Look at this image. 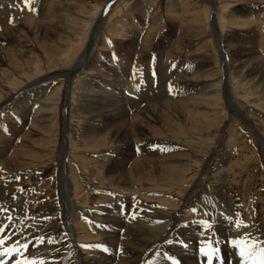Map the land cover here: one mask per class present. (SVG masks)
I'll use <instances>...</instances> for the list:
<instances>
[{
    "label": "rangeland",
    "instance_id": "obj_1",
    "mask_svg": "<svg viewBox=\"0 0 264 264\" xmlns=\"http://www.w3.org/2000/svg\"><path fill=\"white\" fill-rule=\"evenodd\" d=\"M262 76L264 0H0V212L17 233L33 221L51 264H99L117 248L98 240L101 215L167 212L141 264H184L159 246L181 218L264 208ZM213 248L212 264H234Z\"/></svg>",
    "mask_w": 264,
    "mask_h": 264
},
{
    "label": "bare ground",
    "instance_id": "obj_2",
    "mask_svg": "<svg viewBox=\"0 0 264 264\" xmlns=\"http://www.w3.org/2000/svg\"><path fill=\"white\" fill-rule=\"evenodd\" d=\"M143 14V13H142ZM101 17V15H100ZM101 22V18H98L91 30V46L84 55L83 60L79 62V67L83 69L85 65H87L88 60L90 59V50L91 47L93 46V43L96 41L95 40V34L98 30L99 23ZM218 31V30H217ZM220 31V30H219ZM97 38V37H96ZM219 39V38H218ZM223 42V41H222ZM223 46V45H222ZM94 51V49H93ZM95 54V53H94ZM226 55V54H225ZM14 60V59H13ZM92 60V59H91ZM15 62V61H14ZM77 66V67H78ZM258 67V66H257ZM256 67V69H257ZM90 69V68H89ZM260 69V68H259ZM71 71V70H70ZM75 71V70H74ZM65 73V72H64ZM261 71L259 72V74ZM262 74V73H261ZM257 75V74H256ZM60 76V75H59ZM57 76H54L53 78H56ZM257 77V76H256ZM259 77V76H258ZM257 77V78H258ZM264 77V76H262ZM259 79V78H258ZM45 80V79H43ZM50 80V79H48ZM69 80V79H68ZM52 80H50L51 82ZM37 82V80H36ZM41 83V82H40ZM47 83V82H46ZM31 84V83H30ZM44 84V83H42ZM129 84V83H128ZM39 85V84H38ZM130 86V85H129ZM26 88V87H25ZM227 95V94H226ZM228 98V97H227ZM231 98V97H230ZM230 100V99H229ZM233 103V102H232ZM103 106V105H102ZM233 106V105H232ZM104 107V106H103ZM111 108V107H110ZM152 108V107H151ZM231 109V108H230ZM115 114V113H113ZM48 116V115H47ZM50 117V116H49ZM42 120H38L39 122H44L45 121V114L41 115ZM48 118V117H47ZM127 119V118H126ZM53 120V119H52ZM120 120V119H117ZM48 121V120H47ZM54 121V120H53ZM184 121V120H183ZM50 122V121H49ZM56 122V121H55ZM251 123V120H250ZM53 124V123H52ZM252 124V123H251ZM250 124V125H251ZM49 125V124H48ZM122 125V124H121ZM125 125V124H124ZM51 126V125H50ZM49 126V127H50ZM42 127V126H41ZM47 127V126H46ZM174 128V127H173ZM46 129V128H45ZM36 130V129H35ZM38 130V129H37ZM47 131V130H46ZM43 132V131H42ZM181 132V131H180ZM40 133V132H39ZM36 135V134H35ZM43 138V137H42ZM41 138V139H42ZM174 138V137H173ZM45 141V140H44ZM35 140L32 142L35 144ZM43 142V141H42ZM31 144V143H30ZM48 144V142H47ZM31 146V145H30ZM78 146V145H77ZM23 147L26 149L27 146L26 144ZM32 147V146H31ZM34 147V146H33ZM37 148V147H36ZM30 149V147H29ZM35 149V148H34ZM38 150V149H37ZM36 150V151H37ZM44 151V150H43ZM20 152V151H19ZM35 152V151H34ZM31 149L29 154L27 153H20V156H22L24 161V164L30 165L32 161L28 164L27 162V157H29L31 154ZM5 154V153H4ZM35 154V153H34ZM16 155V154H15ZM40 153H38V156ZM46 155V154H45ZM31 157V156H30ZM32 158V157H31ZM144 158V157H143ZM6 159V158H5ZM18 159V158H17ZM35 159L36 156H35ZM40 157L37 159L39 160ZM131 159V156H129V160ZM4 160V158H3ZM33 160V159H32ZM144 160V159H143ZM187 160V159H186ZM29 161V160H28ZM2 163V161H1ZM135 163V162H134ZM156 163V162H155ZM8 164V163H7ZM11 165V164H9ZM13 165V163H12ZM139 165V164H138ZM35 166V165H34ZM137 166V165H136ZM151 166V165H150ZM13 167V166H12ZM9 166V168H12ZM15 167V165H14ZM13 167V168H14ZM141 167V166H140ZM19 169V167L17 166ZM151 168V167H150ZM149 168V169H150ZM164 168V167H163ZM138 167V171H139ZM175 169L176 168H172ZM164 170V169H163ZM161 172H164V171ZM189 170V169H188ZM121 171V170H120ZM174 172V170H172ZM172 171L170 173H172ZM106 172V171H105ZM133 172V171H132ZM137 172V171H136ZM3 173V172H2ZM24 173V172H23ZM131 174V173H129ZM142 174V171L139 172V175ZM135 175V174H134ZM131 176V175H130ZM133 176V174H132ZM138 177V175H135V177ZM128 180L129 177L126 175L125 176ZM175 178V176H173ZM185 177V176H184ZM232 177V176H231ZM10 178V177H9ZM115 178V177H114ZM152 178V177H151ZM164 178V176H163ZM163 178H161L163 180ZM113 179V178H112ZM249 179V178H248ZM118 180V179H117ZM132 180V179H131ZM135 180V179H134ZM139 180V179H136ZM135 180V181H136ZM17 181V180H16ZM121 181V180H120ZM148 181V180H147ZM153 181V180H152ZM167 181V180H166ZM165 181V182H166ZM177 181V180H176ZM181 181V180H179ZM127 182V181H126ZM143 182V181H142ZM150 182V181H149ZM155 182V181H154ZM161 182V181H160ZM164 182V181H163ZM164 182V183H165ZM182 182V181H181ZM122 183V182H120ZM148 183V182H147ZM185 183V182H184ZM189 183V182H188ZM32 184V183H31ZM140 184V183H138ZM158 184V183H154ZM166 184V183H165ZM164 184V185H165ZM180 184V183H179ZM149 185V184H148ZM152 185V184H151ZM160 185V183H159ZM174 185V184H173ZM183 185V184H182ZM190 185V184H189ZM128 186V184L126 185ZM125 186V187H126ZM132 186V185H131ZM158 186V185H157ZM178 186V185H177ZM181 186V185H180ZM188 187V185H186ZM192 186V185H191ZM248 186V185H247ZM116 187V186H115ZM129 187V186H128ZM134 187V185H133ZM132 187V188H133ZM173 187V186H171ZM170 187V188H171ZM175 187V186H174ZM251 187V186H250ZM43 188V187H42ZM137 188V186L135 187ZM182 188V187H180ZM184 188V187H183ZM217 188V187H216ZM239 188V187H238ZM131 189V188H130ZM179 189V188H178ZM241 189V188H240ZM239 189V191H240ZM117 190V187H116ZM180 192L182 189H179ZM218 190V189H217ZM247 190V189H244ZM30 191V190H29ZM27 191V192H29ZM46 191V190H45ZM67 191V190H66ZM65 191V192H66ZM70 191V190H69ZM122 191V190H121ZM145 191V190H144ZM150 191V190H149ZM254 191V189H253ZM124 192V190H123ZM221 192V191H220ZM241 192V191H240ZM250 192V191H248ZM12 193V192H11ZM115 193V191H114ZM121 193V192H120ZM185 193H188L187 190ZM251 193V192H250ZM249 193V194H250ZM16 194V193H15ZM34 194V193H33ZM122 194V193H121ZM133 194V193H132ZM30 195V193H28ZM123 196L126 194H122ZM241 195V194H240ZM261 195V193H260ZM259 195V196H260ZM127 196V195H126ZM254 196V195H253ZM34 197V195H33ZM32 197V198H33ZM194 197V196H193ZM245 197V196H243ZM234 198V197H233ZM239 198V197H238ZM31 199V198H30ZM70 199V198H69ZM73 199V198H72ZM253 199V198H252ZM255 199V198H254ZM262 199V198H261ZM118 200V199H117ZM238 200V199H237ZM260 200V199H259ZM77 201V200H76ZM106 201V200H105ZM220 201V200H219ZM236 201V200H235ZM249 201V200H248ZM253 201V200H252ZM120 202V201H119ZM165 202V201H164ZM257 202V201H255ZM20 203V202H19ZM127 203V202H126ZM238 203V202H237ZM259 203V202H258ZM112 204V203H111ZM144 205V203H143ZM150 205V204H149ZM220 205V204H219ZM225 205V204H224ZM104 207V206H103ZM131 207V206H130ZM136 207V206H135ZM142 207V205H141ZM217 207V205H216ZM215 207V208H216ZM226 207V206H225ZM128 208V207H127ZM96 209V208H95ZM102 209V208H101ZM112 209V208H111ZM146 209V208H144ZM143 207L134 209L130 211L131 216L129 217V213L124 216V220L120 222H114L112 219V215H115L113 213L107 214V215H101L100 217V222L101 224L100 229V237L101 239V244L105 246L109 241L113 242L115 241L116 243H121L117 248H115L111 253H102L99 254V264H113L114 260L116 258H120L118 261V264H141V259L143 258V253L146 252V249H149L151 245L155 243V241L160 237L161 235L164 234L166 231L165 226H157L158 222L160 219L163 217H167L168 213L165 212L164 215L161 213H146L144 212ZM243 209H245L244 217L239 218L238 216H234L233 212L240 210V213L243 211L240 209V206H234L231 209L224 210V211H219L217 210V215H223V217L219 218H214L213 222L210 220L206 221H200L197 220L198 217H193V219H185L181 218L178 223L174 226V230L171 233V239L169 241L161 243L160 250L164 253H167V255H176L180 257L182 262L184 264H199L198 263V258L201 256H206V261H208V256L207 254L211 252V249L214 247L216 244L219 248H221V251L225 252L228 257L233 259L234 264H252L253 261H256L257 264H259V261L264 258L262 257V246L264 244V221L260 222L258 217L262 215V212H264V208L260 207L259 204L254 206L251 204H246L243 206ZM130 210V209H129ZM149 210V209H148ZM173 210V209H172ZM234 210V211H233ZM101 211V210H100ZM107 211V208H106ZM177 211V210H176ZM171 213V212H170ZM169 213V214H170ZM10 214V216H9ZM20 214V213H19ZM29 214L30 211H29ZM103 214V213H102ZM242 214V213H241ZM254 215L253 221H250L247 223V219L252 218L249 215ZM227 215V216H226ZM232 215V216H231ZM7 216V218H5ZM9 216V217H8ZM71 216V215H70ZM176 216V215H174ZM173 216V217H174ZM234 216V217H233ZM263 216V215H262ZM96 217V216H95ZM94 217V218H95ZM114 217V216H113ZM29 218V217H28ZM73 218V217H72ZM17 219V218H16ZM13 216H11V213L7 214H2L0 212V223L2 224V228H0V236H3L5 243L0 245V264H51L52 257L51 253L49 254L46 253L47 251L44 249L42 251V246L40 238V234L38 235L37 232L35 231L34 234H31L30 232L33 233L34 229L36 228L35 224L33 226V221H28L25 224V230L27 232H15V228H19L21 225L20 221H16ZM71 220V218H69ZM31 220H35V218ZM96 220V219H95ZM26 221V220H25ZM73 221V220H72ZM76 221V220H75ZM43 222V221H42ZM211 222V223H210ZM39 223V222H38ZM50 223V222H48ZM170 223V222H169ZM168 223V224H169ZM73 224V223H72ZM97 224V225H99ZM171 226V225H170ZM98 227V226H97ZM75 228V227H74ZM68 229V228H67ZM73 229V228H72ZM215 230L217 232H215ZM75 231V230H74ZM132 234V236H138L139 238H146L144 242L141 241V244L143 245H135V240L131 237H125L126 234ZM44 234V233H43ZM47 234V233H46ZM51 234V233H50ZM45 235V234H44ZM43 235V236H44ZM125 235V236H124ZM47 236V235H46ZM123 236V237H122ZM75 237V236H74ZM80 237V236H79ZM84 238V237H83ZM88 238V237H87ZM97 238V237H96ZM163 238V237H162ZM161 238V239H162ZM215 239L216 241L211 242V245L207 243L210 241L209 239ZM44 239V238H43ZM47 239V238H46ZM49 239V238H48ZM79 239V238H78ZM94 239V238H93ZM229 239H232L233 241H236L237 244L231 245L229 243ZM160 240V239H159ZM223 240H227L228 243H222ZM53 241V240H52ZM73 241V240H72ZM82 241V240H80ZM92 241V240H91ZM162 241V240H161ZM164 241V240H163ZM51 241H49L50 243ZM77 242V239H76ZM84 242V241H83ZM88 242V241H87ZM86 242V243H87ZM89 243V242H88ZM81 244V243H80ZM145 244V245H144ZM157 244V243H156ZM52 245V244H51ZM74 245V244H73ZM95 245V242H94ZM93 245V246H94ZM116 245V244H115ZM26 246V247H25ZM81 246V245H80ZM97 246V245H96ZM131 246V247H130ZM49 247V246H48ZM78 247V246H77ZM155 247V246H154ZM204 248V252H201V248ZM51 248V247H50ZM152 248V247H150ZM241 248H244L246 253H250V257H242L241 256ZM75 249V248H74ZM79 250V248H77ZM102 249V248H101ZM117 249H119V252L117 253ZM134 250V252L132 251ZM156 249V248H155ZM84 250V249H83ZM51 251V250H50ZM95 251V250H94ZM136 251V252H135ZM98 252V251H97ZM158 252V251H157ZM90 253V252H89ZM134 253L138 254L137 256H134ZM161 253V252H160ZM158 254V253H157ZM203 254V255H199ZM92 255V254H91ZM94 256V255H93ZM96 256V255H95ZM164 256V255H163ZM166 256V255H165ZM55 257V256H54ZM169 257V256H168ZM163 258V257H162ZM167 258V257H166ZM48 259V260H47ZM79 259V257H78ZM156 259V257H155ZM47 260V261H46ZM54 260V259H53ZM92 261V260H91ZM148 261V260H147ZM154 261V260H153ZM94 262V260H93ZM149 262V261H148ZM95 263V262H94ZM55 264V263H54ZM152 264V263H151ZM157 264V263H156ZM159 264V263H158Z\"/></svg>",
    "mask_w": 264,
    "mask_h": 264
},
{
    "label": "snow or ice",
    "instance_id": "obj_3",
    "mask_svg": "<svg viewBox=\"0 0 264 264\" xmlns=\"http://www.w3.org/2000/svg\"><path fill=\"white\" fill-rule=\"evenodd\" d=\"M25 2H27V0H25ZM5 243V240L3 238V236H0V245L4 244ZM209 244V246L211 245V241H208L207 242ZM233 244H237L236 241H232ZM26 247V246H25ZM201 252L203 253L204 252V248L202 247L201 248ZM219 252V249L218 248H212L211 249V252L207 254L208 256V264H212V261H213V254L214 253H218ZM241 256L242 257H250V253H246L245 249L244 248H241ZM262 257H264V250H262ZM175 264V262H174ZM221 264H222V261H221ZM246 264H247V261H246ZM252 264H257L256 261H253ZM259 264H264V258H262L260 261H259Z\"/></svg>",
    "mask_w": 264,
    "mask_h": 264
},
{
    "label": "water",
    "instance_id": "obj_4",
    "mask_svg": "<svg viewBox=\"0 0 264 264\" xmlns=\"http://www.w3.org/2000/svg\"><path fill=\"white\" fill-rule=\"evenodd\" d=\"M103 15H105V14H103ZM102 17H104V16H102Z\"/></svg>",
    "mask_w": 264,
    "mask_h": 264
}]
</instances>
